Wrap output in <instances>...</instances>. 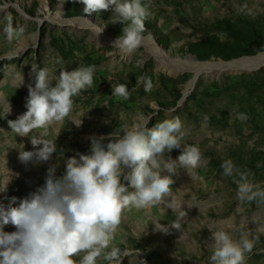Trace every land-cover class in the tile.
<instances>
[{
  "label": "rangeland",
  "instance_id": "374dc122",
  "mask_svg": "<svg viewBox=\"0 0 264 264\" xmlns=\"http://www.w3.org/2000/svg\"><path fill=\"white\" fill-rule=\"evenodd\" d=\"M143 3L151 12L145 21L146 31L141 45L126 54L113 45L123 24L111 23V11L88 16L77 0H0V203L6 205L12 196L19 202L36 191L45 183L51 166L56 167L57 177L62 176L69 157L90 154V137L107 136L125 124L150 128L179 117L182 146L166 152L165 159H176L183 145H192L199 148L202 164L195 169L178 167L170 194L159 205L126 209L110 247L132 253L122 257L121 264H141V260L144 264H211L212 232L224 230L238 239L241 231L252 230L258 239L245 264H264V234L255 232L252 222L255 217L264 221V205L238 201L237 184L233 177L223 175L221 167L229 159L234 164L243 161L252 165L250 179L264 189V66L232 71L187 67L264 52L226 59L202 53L204 47L235 42L236 35L223 31L227 23L237 22V32L251 23L264 33V0ZM244 4L252 9V15L239 11ZM8 15L14 26L25 28L20 41L9 42L2 31ZM32 65L48 68L50 80L62 67L72 71L80 65H95V72L92 87L73 97L69 115L49 126L46 139L56 144L51 159L25 164L18 159L19 151H35L30 136L43 130L21 137L11 132L7 121L27 111L28 87L10 79L23 76L34 86ZM140 76L152 79L150 92L143 84L137 85ZM116 83L127 85L129 99L112 95ZM238 113L247 114L248 119H236ZM193 175L202 179H193ZM121 182L128 191L134 190L123 178ZM181 212L187 215L181 220L180 231L170 228L166 234L156 229L157 222L168 227ZM15 230L11 224L4 227L7 232ZM97 264L109 262L101 257Z\"/></svg>",
  "mask_w": 264,
  "mask_h": 264
},
{
  "label": "clouds",
  "instance_id": "9594fccd",
  "mask_svg": "<svg viewBox=\"0 0 264 264\" xmlns=\"http://www.w3.org/2000/svg\"><path fill=\"white\" fill-rule=\"evenodd\" d=\"M77 2L84 6L83 13L88 16L111 11V23L123 24L121 35L113 41L115 48L131 54L141 45L145 21L151 15L149 5L143 0ZM239 11L253 14L247 4ZM2 31L9 42L20 41L25 34L22 25L14 26L11 15ZM101 32L102 28L98 35ZM61 69L59 75L50 80L48 68L32 65L35 84L28 85L27 111L7 121L11 132L21 137H29L37 129L43 130L30 136L35 151H19L18 159L22 163L51 159L56 144L46 139L49 126L64 120L73 108V97L93 85L95 65H80L72 71ZM140 84L146 92L154 87L147 76L137 78V85ZM112 88L114 97L129 99L126 84H112ZM236 119L246 121L248 116L238 113ZM183 135L182 122L174 117L150 128L140 123L125 124L107 136L90 137V154L69 157L62 176L57 177L56 167L51 166L45 183L36 191L19 202L12 196L6 205L0 203V264H97L101 257L109 264H121V258L132 253L110 245L124 211L159 205L170 194L172 177L178 167L195 169L203 162L199 148L192 145H183L176 159H165L166 152L181 148ZM221 167L223 175L233 177L237 184L238 201L264 205V189L250 179L251 171L237 168L230 159ZM122 178L133 191H128ZM192 178L202 179L195 175ZM186 215L181 212L168 227L157 222L156 229L166 234L170 228L180 231L181 220ZM252 222L256 225L254 231L264 234V221L255 217ZM9 224L16 230L4 231ZM257 239L252 230L241 231L238 239L224 230L212 232L211 264H245Z\"/></svg>",
  "mask_w": 264,
  "mask_h": 264
},
{
  "label": "trees",
  "instance_id": "16d2710c",
  "mask_svg": "<svg viewBox=\"0 0 264 264\" xmlns=\"http://www.w3.org/2000/svg\"><path fill=\"white\" fill-rule=\"evenodd\" d=\"M236 23H227L226 26L223 27V31L227 34L236 35L234 36V43H220L219 47H204L202 48V53H206L207 51L211 54H215L223 59L229 57H236L239 55L245 54H253L257 50L264 49V33L257 27H254L251 23L246 24V28L237 32L238 26ZM247 23V22H246ZM241 41H244V44L241 45ZM194 52H198L197 50H192ZM264 158V157H263ZM264 160V159H263ZM235 166L239 169H245L251 171L252 165H249L243 161H239L235 163Z\"/></svg>",
  "mask_w": 264,
  "mask_h": 264
},
{
  "label": "bare ground",
  "instance_id": "6f19581e",
  "mask_svg": "<svg viewBox=\"0 0 264 264\" xmlns=\"http://www.w3.org/2000/svg\"><path fill=\"white\" fill-rule=\"evenodd\" d=\"M195 64V63H194ZM190 64V66H187L191 69H196V65L202 67V68H217L219 70L224 71H232V70H238V69H245V70H251L255 69L257 67L264 66V52H260L256 55H250V56H242L239 58H235L233 60L223 61V62H217L216 64H211V62H196V64ZM168 69V68H166ZM169 70V69H168ZM12 82H17L25 88L28 87V79H26L23 76H13L10 79ZM192 83V79L185 85V90L190 86Z\"/></svg>",
  "mask_w": 264,
  "mask_h": 264
}]
</instances>
